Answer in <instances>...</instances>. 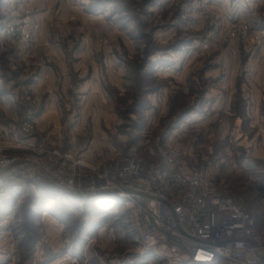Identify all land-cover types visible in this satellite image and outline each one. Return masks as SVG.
<instances>
[{
    "label": "rangeland",
    "instance_id": "1",
    "mask_svg": "<svg viewBox=\"0 0 264 264\" xmlns=\"http://www.w3.org/2000/svg\"><path fill=\"white\" fill-rule=\"evenodd\" d=\"M25 121L33 144L45 132L93 164L172 153L241 198L264 239V0H0V145ZM39 196L14 209L29 235L15 264H162L125 212L92 206L62 205L53 257Z\"/></svg>",
    "mask_w": 264,
    "mask_h": 264
},
{
    "label": "built area",
    "instance_id": "2",
    "mask_svg": "<svg viewBox=\"0 0 264 264\" xmlns=\"http://www.w3.org/2000/svg\"><path fill=\"white\" fill-rule=\"evenodd\" d=\"M23 139L0 145V183L24 190L43 181L65 193L108 201L126 213L141 255L162 264H264V239L245 202L214 185L203 169H186L170 153L87 162L77 151ZM7 143V141H4Z\"/></svg>",
    "mask_w": 264,
    "mask_h": 264
},
{
    "label": "crops",
    "instance_id": "3",
    "mask_svg": "<svg viewBox=\"0 0 264 264\" xmlns=\"http://www.w3.org/2000/svg\"><path fill=\"white\" fill-rule=\"evenodd\" d=\"M54 126L56 127V125ZM44 133L45 132L42 133L41 138L47 137V139H49L48 135ZM52 133L53 132H51L50 134ZM41 138H40L39 144L43 142V139ZM45 141L48 145L51 146L50 148H54V149L57 148L61 150L70 151V149L65 148L60 143H56V142L50 143L48 142V140H45ZM26 194L30 195L32 201L38 202V203L33 204L30 207V210L28 211L30 212V215L34 214L35 211L39 209L38 208V205L40 203L39 199H41L39 198L40 197L39 194L43 197L47 196L46 203L52 206V210L43 209L41 211L40 218L42 219L41 222L45 221V223L49 225L48 235H46V239L49 240L51 243L50 245L52 247L51 251H52L53 257H55V255H57L59 251V249L56 248V244L61 239L60 232H62L63 224L66 223L67 221L66 218L59 219V211L61 210L62 205L65 208H68L70 212H74V213L77 212V210L79 209L81 210L82 208H85V209L89 208V206L96 207L101 211L104 210L105 212L106 211H111L114 213L118 211L123 212L122 209L118 208L117 205L112 202L96 201V200L89 199V198H82V197L74 196V195L65 193L64 191L58 189L57 187L53 185L49 187H43V185H38L34 187L27 186L25 187L24 190H20V189H15L12 186L0 183V264H15V262H17V247L20 241L24 239V234L23 233L21 235L18 233H15V235L14 233L12 234L10 226L13 225V223L21 224V222H23L21 218L16 217L15 215L16 210L14 209L17 208L21 199H23L26 196ZM100 216L104 218L106 214L104 212L103 213L101 212ZM65 248L68 249L69 245L67 246L65 245ZM79 250L80 248L76 249V254L79 252ZM141 256H145V255H141ZM150 257H151L150 260H153V261L156 260L153 256H150Z\"/></svg>",
    "mask_w": 264,
    "mask_h": 264
},
{
    "label": "trees",
    "instance_id": "4",
    "mask_svg": "<svg viewBox=\"0 0 264 264\" xmlns=\"http://www.w3.org/2000/svg\"><path fill=\"white\" fill-rule=\"evenodd\" d=\"M180 118H181V117H180ZM29 222H30V221H29ZM29 222H28V223H29ZM28 236H29V235H28ZM28 236H27L26 233H25V234H24V239H23L22 241H24V240L27 241V240L29 239ZM22 241H21V242H22Z\"/></svg>",
    "mask_w": 264,
    "mask_h": 264
}]
</instances>
